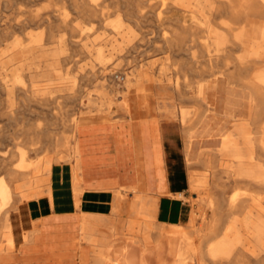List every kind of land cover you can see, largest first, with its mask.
Instances as JSON below:
<instances>
[{
  "label": "bare ground",
  "instance_id": "bare-ground-1",
  "mask_svg": "<svg viewBox=\"0 0 264 264\" xmlns=\"http://www.w3.org/2000/svg\"><path fill=\"white\" fill-rule=\"evenodd\" d=\"M31 1L33 2V0H0V147H6L12 142L14 149L9 152V157L0 149V260L22 257L28 262L36 260L38 264H57L61 257L70 259L73 255L77 256V264H80L83 258H92L93 255L88 253L91 245L101 244L107 239L97 222L109 221L106 216L87 210L83 203L86 193L78 160L81 153L79 150L81 140L78 134L92 126L82 125L79 120H75L68 124L72 134L65 142L68 147L66 146L64 153L55 151L54 154L46 156L39 162L26 159L34 153L37 144H49L56 148L59 141L49 136L48 129L43 131L38 124L34 128L33 126L26 128L28 123L21 121L24 116V106L17 107L13 103V100L20 96L21 101H24L23 98H26V93L30 91L29 88H24L20 80V64L30 52V47L23 45L19 34H24L30 24H36L38 27L39 23L46 21L49 32L46 45L48 49H51L55 45L60 46L61 42L54 39L56 36L54 32L58 31L57 22L61 21L68 26L69 18L68 13L60 12V10L51 12L50 17H43L44 15L42 16L38 10L30 8ZM70 1L76 7L79 4L82 5L79 12L83 16L100 20L108 17L102 8L99 10L90 7L86 5L85 0ZM143 3L144 5H141ZM179 3L184 6L182 0L175 4L170 2L175 8L181 7L178 6ZM138 4L123 13L132 18L143 17L148 12L145 8L150 6V0H139ZM203 5L206 8V1ZM206 14L207 16L203 18L186 9L182 17H176V21L180 24L171 25V34L174 45L177 46V57L181 56V50L186 44L187 30L194 29L204 33L203 40L190 39L186 49L183 50L185 58H181L180 62L175 63L172 68H169L164 61L156 68L157 76L153 77L149 73L151 83L174 85L178 95L176 96L181 103L180 106L178 104L179 121L182 128L188 131L198 126L203 118L215 124V118L218 116L214 112L217 107V105L215 107L216 73L219 70H223L228 82L232 81L251 89L255 93L252 104L253 118L250 123L254 128L252 142L256 147L254 148L255 163H259L264 168V119L259 120L260 116L264 117V65L254 68L258 63L264 62V20L260 17L256 18L264 14V0H212L208 9L206 8ZM256 23H260L261 26H259L258 37L254 39L250 28ZM74 27L81 30L79 23H75ZM112 31L116 32L119 29H112ZM40 34L34 37L35 41ZM170 42L168 41L167 45H171ZM90 48L89 51L94 53L93 46L90 45ZM35 50H41V46ZM101 53L95 52L99 56ZM11 55H13L12 58ZM12 62L16 64L13 68H11ZM150 67L151 64L147 66V68ZM130 70L125 89L135 85L138 77L135 69ZM110 71L104 69L99 72L102 87L100 99L85 97L86 102L82 99L80 108L90 111L92 108L99 109L101 106L107 108L114 106L109 97L113 92L108 89L105 82ZM205 74L211 77L194 86L192 79ZM191 88H194V93L190 96L188 92ZM186 100L191 101L193 106L189 107L188 104V107L186 104L184 106ZM46 105L45 110L49 113L47 118L52 122L51 125H55L57 121L65 122L63 117L56 115L54 99L48 98ZM125 107L127 116L131 117L128 101ZM42 110L44 109L39 107V111ZM148 111L152 113L154 110L150 107ZM16 121L22 122V126L15 131L16 138L20 137L19 141H14L16 140L14 135H6L5 130L3 131L5 127L14 125ZM194 133L196 136L197 131ZM203 141L201 140V143ZM26 146L27 151L24 148ZM186 151L188 189L198 194L194 198L198 199L201 207L198 213L190 217L188 226L176 231L175 235L168 237L167 241H156L154 248L149 250L147 249L149 235L145 224L149 218H143L139 228L138 219L129 220L127 229L130 233H125L128 237L125 238L127 241L121 249L116 250L110 258L93 257V264H264V210H253L258 200L253 192L264 189V179L239 177L236 176V171L235 174L233 170H224L223 168L227 165L233 166L232 160L221 158L210 149L194 151L192 147L186 145ZM13 157L16 158L14 161ZM245 159L243 158L242 161L244 165L252 163ZM197 168H201L210 175L203 177L196 171ZM223 174L227 178L231 177L236 183L227 185V181L222 177ZM67 180L70 181L69 187ZM228 188H233L234 192L227 194ZM120 190L123 192V189ZM69 210L76 212L75 220L64 224L59 212ZM113 214L116 215V211ZM193 221H197L199 227H194ZM109 235L113 240L117 239L112 228Z\"/></svg>",
  "mask_w": 264,
  "mask_h": 264
},
{
  "label": "rangeland",
  "instance_id": "rangeland-1",
  "mask_svg": "<svg viewBox=\"0 0 264 264\" xmlns=\"http://www.w3.org/2000/svg\"><path fill=\"white\" fill-rule=\"evenodd\" d=\"M94 1L85 0V3L86 5L99 10L102 8L104 12L108 14V17L105 16L107 18L104 17L106 21L97 18H88L81 15L79 11L82 9V5L79 4L76 7L70 0H33V2L31 1L29 5L31 9L36 11L38 10L40 14L42 13L41 15H44L43 17H50L49 14H51V12L55 13L60 10V12L64 11L68 13L69 18L67 20L68 26L61 21L57 22L58 31L54 32V34H56L54 39L58 40L59 42L61 41L62 43L60 42V46L55 45L51 49H48L46 45L49 35L46 21L39 23L38 27L36 24H30L29 28H27L24 34H19L23 45L27 48L30 47V52H28V55L22 59L20 64L21 84L25 89L29 88L30 91L26 93V98H23L24 101H21L22 97L20 96L15 98L13 103L17 107L24 106V116L21 121L28 123L26 128H30L31 126L34 128L35 125L38 124V126L40 125L39 127L43 131L48 129L47 133L49 136L54 137L59 141L58 145H56V148L49 144H37L34 153L30 154L26 159H30L32 162H39L42 161L46 156L54 154L55 151L64 153L68 147V144H65V142L72 134L68 124L75 120H79V123L82 125L90 124L92 126L90 129L82 130L78 134L81 140L79 142V150L81 153L78 160L80 162V168L84 177L86 174L84 142L87 133L95 128L101 127L103 125H112L118 121H137L139 118L149 117L156 119L158 126H162L167 130V138L170 142L168 144V151H174L171 157L172 161L179 162L183 165L188 179V167L185 162L186 151L184 150L185 132L183 131L184 129H182L181 124L179 123L180 121L178 120L179 110L177 109H179L178 104L179 106L181 104L180 100L177 97V92L172 83L166 85L151 83L149 73L153 77L157 76L156 68L164 63V61L165 64L169 66V68H172L175 63L180 62L181 58H185L183 50L186 49V44L189 43L188 41L192 38L202 41L204 33L194 29H191L190 31L187 30L185 32L186 44L181 50V56L177 57V46L174 45L171 34V25L178 26L180 22L176 21V17H182V13H184L187 9L185 5H180L181 2L178 4V6L181 7L175 8L170 4V0H150V6H146L145 8L148 12L145 13L143 17L132 18L128 15L126 16L123 12L133 8L136 5H139V0ZM120 1L122 3H120ZM205 1L206 8L208 9V5L212 2V0H203L202 3L205 4ZM141 5H144V3ZM206 8L204 6L203 12L195 13V15L205 18L207 16ZM114 10H116L115 13ZM45 13H48L47 16ZM259 17L264 20V14L261 16H256V18ZM75 23L80 24L81 30H78L74 27ZM254 26L250 28V31L253 38H257L259 26H261V24L256 23ZM112 29H119V31L113 32ZM39 34L40 37L35 41L34 37L38 36ZM168 41H171V45H167ZM90 45L93 46L94 53H92L93 51H89V49H91ZM40 46L41 50H35ZM111 50L112 52H109ZM98 51L102 52L100 56L95 54V52ZM12 56L13 55L10 57L12 58ZM149 64H151V67L147 68ZM262 65H264V62L258 63L254 68H259ZM14 66H16V64H13L11 68ZM104 69L106 71L111 70L109 75L105 78V82L108 89L113 92L109 95V97L114 106L111 108L101 106V109L99 108L100 110L96 108L98 111L95 108H92L90 111L80 108V101L83 99V101L86 102L84 99L85 97H90L91 99L99 98L100 93L102 92L99 72ZM130 69H135L138 77L135 85L128 87V90V88L125 89V87H127V83L129 81L128 71ZM28 70L31 72L29 77L27 74ZM43 71H46V73H43ZM169 71H171V69ZM222 71L223 70L221 69V71L219 70L216 73L217 78H226ZM114 73L123 75L124 79L120 81L117 80L113 76ZM209 77L211 76H207V74H205L202 76H197L195 79L193 78L192 81H194V86L198 82L204 81ZM152 85H154L153 89H148ZM188 93L190 96L193 95L194 88H191ZM126 96H129L130 98L131 117H128L121 109L120 100ZM48 98L54 99L56 103V115L63 117L65 122L64 120L59 122L57 121L55 125H51L52 122L49 118H47L49 113L45 110L47 107L46 104ZM145 99L155 101L157 110L154 113L150 114L145 109ZM185 104L186 107H188V105L189 107L193 106V103L189 100L184 102V106ZM126 105L127 101H125V106ZM115 106H118V109H115ZM39 107L43 108L44 110L39 111ZM114 110L116 111L113 112ZM168 118H172L174 120H170ZM263 119V115L260 116L259 120L261 121ZM22 122L16 121L14 125L5 127V129H3V131L5 130L4 134L9 136L14 135L16 139L14 141H19L20 137L16 138L17 135L15 131L22 126ZM249 126L250 143L252 148L256 149L254 142H252V132L254 128L251 124ZM8 144V146H2L0 149L6 156L9 157V152L14 151V149L12 142ZM24 148L26 151L28 150L27 146ZM193 149L194 151L198 150V145L195 144ZM15 159L16 158L13 157V161ZM250 164L260 166L259 163L255 162ZM233 167L234 166L227 165L223 169L226 171H231L233 170ZM196 171L199 174H202L203 177H208L210 175L209 173L201 170V168H197ZM261 171L264 172L262 169ZM222 177H224V180L227 181V185H233L236 183V181H234L231 177L227 178L224 174ZM66 183L69 187L70 181L67 180ZM118 188L123 189V192L125 191V193L124 199L121 202V208L116 212V216L113 214L114 210H112V207L115 206L113 199L111 200L110 204L109 201L106 202V200H103L102 198H96L92 201L94 203H98V207L100 208L105 205V210H112L109 214H107V219L109 220L108 222L105 220H99L97 222L102 230V234L105 236V238H107L102 241L101 247L108 251L95 252V256H92V258L89 259L83 258L80 264H93V257L101 259L110 258L115 254L112 249H117V251L120 250L121 248L119 247L122 246L125 241H127L126 237H128V235L121 233L115 235V237H117L116 240L110 238L109 234L110 229L112 228L111 222L113 221V216L117 218L115 221L116 225L118 226L117 231L122 233L125 232L127 234L130 233V230L127 229L125 231L123 225H125L128 219L136 218L139 215L152 217L150 210H153L154 208L155 197L145 194L141 202V211L139 214H135L129 210V207L134 196L137 197L140 192L137 194L133 186H119ZM231 192H234L233 188H228L227 194ZM85 193L86 196L83 198L84 205L87 203L86 199L89 191L85 190ZM253 194L257 195L258 197L253 210H264V189L256 190L253 192ZM196 196H198V194H195L194 191H190L189 189H187L185 197L181 195V197L187 203V209L189 210L188 219L181 223V225L172 224L165 226L156 224L150 219L145 221L149 235V244L147 245V249H153L154 243L156 241H167L168 237L175 235L176 231L188 226L190 217L194 215V213H198V210H201L198 199L194 198ZM101 210L102 209L97 211ZM100 215H105L104 211H101ZM141 220L144 219H138V228L140 227ZM192 224L196 228L199 227V223L197 221H193ZM0 264H38V262L36 260L28 262V260H24L21 257L14 258L12 260H0ZM57 264H77V256L72 255L70 259L61 257Z\"/></svg>",
  "mask_w": 264,
  "mask_h": 264
},
{
  "label": "crops",
  "instance_id": "crops-1",
  "mask_svg": "<svg viewBox=\"0 0 264 264\" xmlns=\"http://www.w3.org/2000/svg\"><path fill=\"white\" fill-rule=\"evenodd\" d=\"M179 1L180 0H170L172 4H175ZM182 1L184 2V5L188 10L194 13L203 12V0ZM30 73V70H28V77ZM43 73H46V71H43ZM217 81L215 104V107L216 105L217 107H214V112L216 113V115H218L215 118L216 122H214V120L213 122L215 124H213L212 121L209 122V120L206 119L208 121V123H206L207 121L203 118L204 120L202 119L201 123L191 131L183 130L185 132L184 150L186 151V145H189L193 149V146L197 144L198 149H210L211 151L217 153V155L221 158L231 159L234 166L233 172L235 173L236 171L237 175L245 176L248 178L254 177L258 179H264V172L261 171V169H264L262 166L251 164H245V166L244 163H242L243 158H246V161H256L255 149L252 148L249 139V125L253 118L252 104L255 100V93L251 89L246 88L243 85L228 82L226 78L223 79L220 77L217 78ZM155 84L166 85L169 83ZM154 85H152L148 89H153ZM125 101H128L131 112L129 96H126L125 98L120 100L121 109L127 115ZM144 106L147 111L150 109V107H152L154 110L152 113L157 110V106L155 104V101L153 100L146 99V101H144ZM115 109H118V106H115ZM115 111L116 110H114L113 112ZM168 119L174 120L172 118ZM195 130L197 131L196 136L195 133L193 134V132H196ZM206 130L207 132H205ZM221 133H226L227 135H223ZM214 134H217L218 136ZM202 135H206L207 137H203ZM208 139L210 141H208ZM222 139H224V141ZM201 140H204L205 142L203 141L201 143ZM169 143V139L167 138V130L162 126L159 127L156 119L149 117L139 118L137 121H118L112 125H103L101 127L95 128L87 133L84 142L86 174L84 175L83 182L85 190L89 191L86 199L87 210L92 209L97 215H100V212L104 211L105 215L100 216L106 217L108 216L107 214H109L112 210L117 212L118 210H120L121 202L124 199V193L118 187L133 186L135 192L140 193L138 194V197L134 196V198L132 199L129 210H131L135 214H139L141 211V202L145 194L155 197L154 208L153 210H150L152 217L146 218V216L139 215L136 218L128 219L125 225H123L125 226V231L127 230L129 220L133 219L149 218L156 224L165 226L172 224L181 225V223L185 222L188 219L189 210L187 209V203L184 201L181 195L185 197L186 191L188 189L187 173L181 163L172 161L171 157L174 151H168ZM221 143L222 145H220ZM223 143L225 144L223 145ZM221 152L224 155H222ZM233 152L235 154L237 152L239 153L235 155L233 154ZM96 198H102L103 200H106V202L109 201V204L113 199V203L115 204V206L112 207V210H105V205L100 208L98 207V203L92 202L93 199ZM100 209L102 210L97 211ZM59 214L63 217L62 222L66 224V222L69 221L73 222V218L76 212L70 210L60 211ZM115 216L112 217L113 221L111 222L113 234L117 235L118 233H121L125 235V232L122 233L117 231L118 226L115 223L117 218ZM119 248H121V246ZM91 249L93 250L91 251ZM112 250L115 252L117 249ZM99 251L108 250H104L101 247V244H93L90 246V251H88V253L95 256V252Z\"/></svg>",
  "mask_w": 264,
  "mask_h": 264
},
{
  "label": "built area",
  "instance_id": "built-area-1",
  "mask_svg": "<svg viewBox=\"0 0 264 264\" xmlns=\"http://www.w3.org/2000/svg\"><path fill=\"white\" fill-rule=\"evenodd\" d=\"M114 77L117 79V80H123L124 76L123 75H118L117 73L114 74Z\"/></svg>",
  "mask_w": 264,
  "mask_h": 264
}]
</instances>
